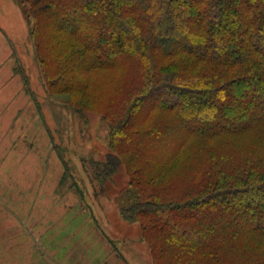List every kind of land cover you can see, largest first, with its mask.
Returning <instances> with one entry per match:
<instances>
[{
    "label": "trees",
    "instance_id": "16d2710c",
    "mask_svg": "<svg viewBox=\"0 0 264 264\" xmlns=\"http://www.w3.org/2000/svg\"><path fill=\"white\" fill-rule=\"evenodd\" d=\"M17 1L50 86L135 71L107 89L111 153L92 165L132 173L121 214L161 264H264V0Z\"/></svg>",
    "mask_w": 264,
    "mask_h": 264
},
{
    "label": "rangeland",
    "instance_id": "374dc122",
    "mask_svg": "<svg viewBox=\"0 0 264 264\" xmlns=\"http://www.w3.org/2000/svg\"><path fill=\"white\" fill-rule=\"evenodd\" d=\"M10 1L19 8L24 29L13 24L0 40L8 43L24 95L16 98L17 110L10 105L7 133L0 136V264H161L157 243L143 233L141 222L121 214L132 173L122 166L101 181L92 165L111 153V128L102 117L107 89L118 100V88L127 89L135 71L86 76L87 94L50 86L26 14L17 0ZM10 14L1 18L12 23ZM62 40L58 35L49 54L59 52ZM84 83L82 78V88Z\"/></svg>",
    "mask_w": 264,
    "mask_h": 264
},
{
    "label": "crops",
    "instance_id": "0c3cea01",
    "mask_svg": "<svg viewBox=\"0 0 264 264\" xmlns=\"http://www.w3.org/2000/svg\"><path fill=\"white\" fill-rule=\"evenodd\" d=\"M0 33L2 31L10 34L13 24H18L21 29H24V19L18 7H15L10 0H0ZM14 13L15 19L12 23L8 22L9 19L1 18V16H6ZM12 15V14H10ZM6 30V31H5ZM9 36V35H8ZM7 36V38H8ZM1 46L5 48L0 50V136L7 133L8 129V113L10 105L13 103V109L17 110L21 106V101L16 98L20 97L23 93V86L20 85V78H18L13 71V64H10V50L8 49V43L2 38L0 40ZM22 98V96H21ZM23 105V102H22Z\"/></svg>",
    "mask_w": 264,
    "mask_h": 264
}]
</instances>
